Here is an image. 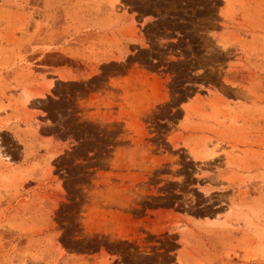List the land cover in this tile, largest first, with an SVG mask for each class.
<instances>
[{
    "label": "rangeland",
    "instance_id": "1",
    "mask_svg": "<svg viewBox=\"0 0 264 264\" xmlns=\"http://www.w3.org/2000/svg\"><path fill=\"white\" fill-rule=\"evenodd\" d=\"M0 264H264V0H0Z\"/></svg>",
    "mask_w": 264,
    "mask_h": 264
}]
</instances>
